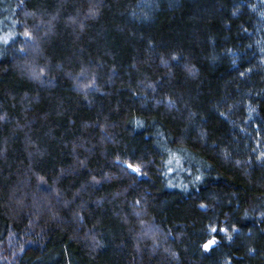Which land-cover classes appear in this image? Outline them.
I'll use <instances>...</instances> for the list:
<instances>
[{"label":"trees","instance_id":"16d2710c","mask_svg":"<svg viewBox=\"0 0 264 264\" xmlns=\"http://www.w3.org/2000/svg\"><path fill=\"white\" fill-rule=\"evenodd\" d=\"M0 264H264V0H0Z\"/></svg>","mask_w":264,"mask_h":264},{"label":"rangeland","instance_id":"374dc122","mask_svg":"<svg viewBox=\"0 0 264 264\" xmlns=\"http://www.w3.org/2000/svg\"><path fill=\"white\" fill-rule=\"evenodd\" d=\"M248 109L249 108H248L247 100L241 94L238 97H233L232 101L228 99L224 101L222 114H224L227 120H229L232 123V126H236L239 123L245 122L247 120ZM189 126L190 125H188V127Z\"/></svg>","mask_w":264,"mask_h":264},{"label":"snow or ice","instance_id":"6c2138e0","mask_svg":"<svg viewBox=\"0 0 264 264\" xmlns=\"http://www.w3.org/2000/svg\"><path fill=\"white\" fill-rule=\"evenodd\" d=\"M25 35L28 36L29 34H28V33H25ZM29 38H30V37H29ZM126 167H127V169H129L131 172H134V173H136L137 175H140V174H141V169H140L139 167H137V166H134V165L131 164V163L127 164ZM202 207H203V205H202ZM212 231H213V232H216L217 229L213 228ZM219 231H221V232L227 234V230H226V229H220ZM230 239H231V237H229V240H230ZM215 244H216V241H215V240H212V241L206 243V244L204 245V248H205L206 251H208V250H210L211 247H213Z\"/></svg>","mask_w":264,"mask_h":264}]
</instances>
